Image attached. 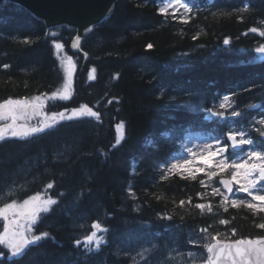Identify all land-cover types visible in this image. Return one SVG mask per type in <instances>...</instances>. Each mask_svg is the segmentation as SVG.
<instances>
[{"label":"trees","instance_id":"16d2710c","mask_svg":"<svg viewBox=\"0 0 264 264\" xmlns=\"http://www.w3.org/2000/svg\"><path fill=\"white\" fill-rule=\"evenodd\" d=\"M159 1L115 0L110 14L81 39V52L70 50L74 26L47 27L20 3L0 4V103L56 90L64 74L55 43L75 64L69 98L47 100L37 123L24 118L18 123L39 126L45 116L64 112L67 117L81 105L101 116L99 121L57 117L53 128L0 141V206L35 193L57 200L33 226L36 234L48 232L49 237L22 258L0 257V264H192L189 252L201 264L208 240L189 242L204 237L201 228L223 240L264 235L255 227L264 213L254 216L230 203L225 212L223 197L212 194L218 176L230 171L209 181L205 173L215 169L205 163L203 172H193L195 179L193 173L177 171L161 179L168 172L165 163L189 131L224 142L234 124L264 150L257 132V118L264 114V54L255 51L264 37L248 31L264 30L259 24L264 0H185L192 7L188 23L160 14ZM245 4L250 12H233ZM213 12L232 14L214 17ZM93 68L96 78L89 80ZM225 96L231 107L221 109ZM232 111L242 115L232 116ZM121 122L125 135L113 147ZM227 155L231 158L232 151ZM198 203H211L213 213L202 215ZM219 219L229 223L219 224ZM93 223L106 231L92 229ZM92 231L101 238L98 248L95 242L84 243ZM0 251L7 249L0 246Z\"/></svg>","mask_w":264,"mask_h":264},{"label":"snow or ice","instance_id":"6c2138e0","mask_svg":"<svg viewBox=\"0 0 264 264\" xmlns=\"http://www.w3.org/2000/svg\"><path fill=\"white\" fill-rule=\"evenodd\" d=\"M183 9V15L177 17L176 13ZM158 12L162 15H168L170 10L174 19L179 18L183 23H188L191 19L190 16H187L188 13L192 12V7L189 6L185 0H160V7H158ZM251 8L249 5L245 4L243 7L238 9H233V12L243 13L250 12ZM231 15L232 13L228 12H213L212 15L215 17L217 15ZM242 19L241 16L237 17ZM259 24L264 25V20L259 21ZM85 31H91L90 28H86ZM249 32L259 33L260 36L264 37V30L259 27H251ZM247 35V33H244ZM55 35V34H53ZM195 39V37H193ZM229 39L224 40V44H229ZM24 43H30L29 40H25ZM74 46H79V37L74 40ZM152 44H148L147 48H152ZM55 48L57 51L63 49V45L60 43H55ZM255 51L257 53L264 54V44L259 45ZM87 55V53H85ZM64 61L62 60V64ZM10 66L4 64L3 68L8 69ZM75 70V64L72 62L71 57L67 58V67H66V78L63 84L62 89H58L55 92H52L50 96L46 98L48 100H56L57 98L67 100L70 95V89L72 85V74ZM96 69L93 68L88 74L89 80H94ZM116 77H113L115 79ZM43 95V94H42ZM229 97L225 96L223 102L220 103L219 107L221 109H226L231 107V104L228 103ZM112 103V101H109ZM252 107V106H250ZM44 108V100L42 96L32 97L31 100L28 99H12L8 98L0 103V121H11L10 123H4L0 125V141H4L6 138H24L31 136L35 133H41L45 129L53 128L59 121L64 119H73L74 117L80 116H90L94 117L97 121L101 119L100 113L98 111H93L87 105H81L79 109H73L71 115L65 116L64 112L53 113L50 116H45L44 120L39 126L26 127L23 125H17V121L22 118V113H34L39 114L40 111ZM22 110V113H21ZM208 111H212L208 109ZM215 116L224 117V112H213ZM232 116H240L242 113L232 111ZM261 128L257 129V132L260 136L264 137V118H261L257 121ZM117 138L113 147H116L125 135V124L123 122L119 123L117 126ZM227 140L223 143L220 139H216L215 143L217 145L216 149L213 150L211 144H205L203 150L197 154L189 150L190 155L193 158L205 159L206 166L209 169H215V171H207L209 181L213 177L230 171L231 179H221L219 183L227 190L228 193H232L233 183L236 182L239 184V187L235 191L246 193L251 197V200L246 199H230L228 196H225L220 192L218 188H213V195H221L223 197L220 207H223L224 211H228V205L232 208H240L241 206L249 209L254 216H259V214L264 213V194H260L258 189V184L264 182V150L257 151L255 148L249 147L247 150V160H231L227 155L228 149L233 150L239 148L241 151H244L243 146L248 145L252 146L255 141L253 139L247 138L246 134L243 131H229L225 134ZM219 157V160L215 158ZM191 161L187 158H181L176 163H173L168 172H165L161 179H167L169 173L174 169H183L186 165L190 164ZM196 172H203V168L197 167ZM255 174V175H254ZM192 179H195V174L191 175ZM202 186L207 187L204 181H200ZM48 189L53 188L52 183L46 185ZM199 195V194H198ZM159 199V197H157ZM191 198H189V201ZM184 201H180V206H184ZM57 204V200L48 197L44 199L40 193L28 196L22 201L11 200V202L4 203L3 206H0V219L3 220V228L0 230V246H3L4 249H7V252L0 251V257L7 256L10 253L12 258L23 257L27 254L32 246H38L39 242L49 237L50 233L41 232L36 234L34 232L33 226L38 225L45 217L42 214L49 213L52 211V206ZM195 208L199 209L203 215L205 211L207 213H213V206L211 203H198L195 205ZM219 224L227 225L229 223L226 219H219ZM92 229L94 230H103L99 223H93ZM255 227L258 229L264 230V221L256 223ZM201 233H204V237L198 238L197 240H190V243H199L200 240H208L209 242L203 243V247L206 250L207 257L202 259L201 264H264V238L250 239V238H241L236 240H231L225 242L219 238L220 234H212L209 232L208 228H201ZM233 236L236 235V230L233 229ZM95 242L97 248L101 243V238L96 237V231H92L90 235L85 237V245H91ZM81 242L76 241V244L79 245ZM92 249L89 248L88 251ZM150 251L145 249L144 253ZM188 256L193 257L192 264H195V255L194 253L189 252ZM174 259V258H173ZM147 264V261H145ZM187 264V262H186Z\"/></svg>","mask_w":264,"mask_h":264},{"label":"water","instance_id":"95a60500","mask_svg":"<svg viewBox=\"0 0 264 264\" xmlns=\"http://www.w3.org/2000/svg\"><path fill=\"white\" fill-rule=\"evenodd\" d=\"M23 4L36 15L45 19L48 24L65 21L76 26V35L72 40V49L74 40L79 37V41L86 33L85 29L100 18L109 15L115 0H13ZM2 0H0V3ZM45 106V104H44ZM41 113V111H40ZM28 112L33 117L40 115ZM6 122V123H10ZM4 124V123H3ZM0 124V125H3ZM227 179V178H220ZM229 195L230 193L227 192ZM258 238H264L260 236ZM256 238V239H258ZM226 242V241H225Z\"/></svg>","mask_w":264,"mask_h":264},{"label":"rangeland","instance_id":"374dc122","mask_svg":"<svg viewBox=\"0 0 264 264\" xmlns=\"http://www.w3.org/2000/svg\"><path fill=\"white\" fill-rule=\"evenodd\" d=\"M169 13H171V10H170ZM55 53H56V56L58 58L59 65L61 66V68L63 70V74H64V78H63L62 83L55 90V91H57L58 89H62L63 84L65 82L68 55L63 50H61V51L58 52L57 49L55 50ZM62 60L64 61L63 64H62ZM50 95H51V93L50 94H46V95H39V96H42V99L43 100H46L47 99L46 97L47 96H50ZM32 97H35V96H32ZM32 97H26V98H21V99L31 100ZM23 115H24V113H22V117H23ZM251 125H253V123ZM26 127H28V126L26 125ZM254 128H256V127H254ZM229 131H237L238 132V131H243V130L241 128H239L238 126H234L233 125V126H230L229 127ZM213 142H214V140H212L211 138H209L207 136H204L202 134L192 133V132L188 133L186 135L185 140L183 141V148H182V150L179 153H177V154H175V155H173L172 157L169 158V160L167 162V165H166L167 170L170 168V166L173 163H176L181 158H187L188 160L191 161L190 164L186 165L185 168H183V169H174V170H178L179 172H182V171L190 172L192 170V167L196 166V159L197 158H193L190 155L189 150H191L192 152H195V153L199 154L203 150L205 144H211L212 145ZM246 146H247V148L244 151L240 152L238 155H236L234 157V160L235 159H239V160L243 161V160H247L248 159V157H247V150L249 149V147H252V146H248V145H246ZM255 150H257V149H255ZM213 187L214 188H218L221 193H225L224 190L220 186L218 187L217 185H214ZM238 187H239V184H238ZM258 189L260 190V194H264V188L262 189V188H259V186H258ZM238 193H242V192L234 191L231 199H238V195H237ZM9 202H11V200ZM3 223H4L3 220L0 219V230H2V228H3Z\"/></svg>","mask_w":264,"mask_h":264}]
</instances>
